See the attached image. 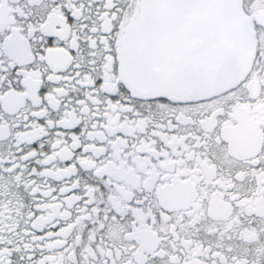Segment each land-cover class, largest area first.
I'll return each instance as SVG.
<instances>
[{"label":"snow or ice","instance_id":"1","mask_svg":"<svg viewBox=\"0 0 264 264\" xmlns=\"http://www.w3.org/2000/svg\"><path fill=\"white\" fill-rule=\"evenodd\" d=\"M0 264H264V0H0Z\"/></svg>","mask_w":264,"mask_h":264}]
</instances>
